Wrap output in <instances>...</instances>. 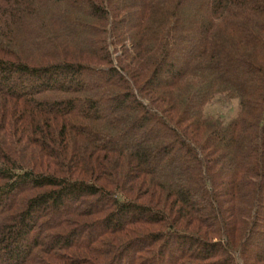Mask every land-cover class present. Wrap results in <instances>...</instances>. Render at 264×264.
Segmentation results:
<instances>
[{
	"label": "trees",
	"instance_id": "obj_1",
	"mask_svg": "<svg viewBox=\"0 0 264 264\" xmlns=\"http://www.w3.org/2000/svg\"><path fill=\"white\" fill-rule=\"evenodd\" d=\"M256 240L264 0H0V264H264Z\"/></svg>",
	"mask_w": 264,
	"mask_h": 264
},
{
	"label": "rangeland",
	"instance_id": "obj_2",
	"mask_svg": "<svg viewBox=\"0 0 264 264\" xmlns=\"http://www.w3.org/2000/svg\"><path fill=\"white\" fill-rule=\"evenodd\" d=\"M240 107H239V101L238 99L233 100H226L222 102H213L206 106L205 112L209 115H214L215 117H219L221 120H223V123H227L228 121L232 120L234 117H236L239 113ZM180 164H182V161H180ZM30 242V240H28ZM257 244L259 245V252L262 250V247L264 249V243L259 242V240H256ZM258 249V248H257ZM258 252V250H256Z\"/></svg>",
	"mask_w": 264,
	"mask_h": 264
}]
</instances>
